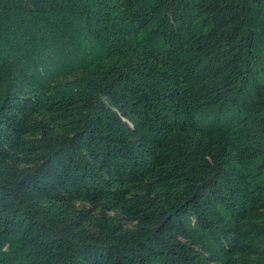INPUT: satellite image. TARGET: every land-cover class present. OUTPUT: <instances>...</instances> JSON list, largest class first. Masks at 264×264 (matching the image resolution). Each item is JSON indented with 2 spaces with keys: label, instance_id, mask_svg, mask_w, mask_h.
Here are the masks:
<instances>
[{
  "label": "trees",
  "instance_id": "16d2710c",
  "mask_svg": "<svg viewBox=\"0 0 264 264\" xmlns=\"http://www.w3.org/2000/svg\"><path fill=\"white\" fill-rule=\"evenodd\" d=\"M0 264H264V0H0Z\"/></svg>",
  "mask_w": 264,
  "mask_h": 264
}]
</instances>
